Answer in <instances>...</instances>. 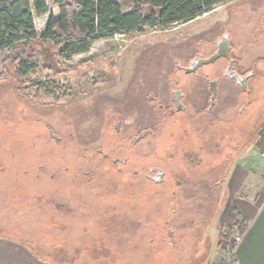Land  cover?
Segmentation results:
<instances>
[{
  "label": "rangeland",
  "instance_id": "rangeland-1",
  "mask_svg": "<svg viewBox=\"0 0 264 264\" xmlns=\"http://www.w3.org/2000/svg\"><path fill=\"white\" fill-rule=\"evenodd\" d=\"M120 3L124 11L134 7L131 0ZM53 10L37 18L41 34ZM229 12L239 23L241 12L245 22L260 19L261 26L264 0H230L188 23L118 35L75 57L58 75L42 70L43 64L56 67L51 49L35 47L42 57L35 60L39 68L24 79L16 76V65L4 63L9 53H0V235L54 264H124V253L142 248L160 250L149 264H227L236 218L221 231L217 219L211 220L223 192L198 186L173 195L172 183L120 187L98 149L109 150L115 139L139 129L161 131L157 123L164 113L150 103L149 91L165 88L172 56L186 55L189 40ZM238 22L232 26L236 42L242 39ZM244 48L251 57L253 50ZM257 50L250 60L263 77L257 87L263 98L264 42ZM223 97L226 101L228 94ZM198 99L193 94L191 104ZM118 115L119 134L112 127ZM257 115L260 138L245 144L246 152L264 146V105ZM177 130L165 128L164 137L149 138L139 150L147 148L151 162L159 161L176 140L167 133Z\"/></svg>",
  "mask_w": 264,
  "mask_h": 264
},
{
  "label": "flooded vegetation",
  "instance_id": "flooded-vegetation-1",
  "mask_svg": "<svg viewBox=\"0 0 264 264\" xmlns=\"http://www.w3.org/2000/svg\"><path fill=\"white\" fill-rule=\"evenodd\" d=\"M235 21L229 12L224 20L215 21L189 40L184 50L186 55L172 56L173 71L166 78L167 85L148 94L150 103L164 113L157 123L161 131L139 129L132 136L115 139L109 150L98 149L102 162L115 170L122 181L120 187L141 189L146 183L154 187L172 183L173 195L181 189L198 186L221 192L228 171L244 153L245 144L259 140L257 114L264 105V97H257V87L263 77L244 51L249 41L236 42L237 36L232 31ZM260 22L259 19L253 38L256 42L264 40V21L261 26ZM224 80L229 84L225 87L228 94L225 104L220 99ZM161 90L159 95L157 92ZM193 94L199 96L196 106L191 104ZM118 118L122 116L118 115L112 124L117 134L122 125ZM167 127L178 128L179 132L167 133L168 140L170 136L176 140L159 161L151 162L147 148L140 151L139 147L149 138L164 137ZM118 140L123 144L120 149Z\"/></svg>",
  "mask_w": 264,
  "mask_h": 264
},
{
  "label": "trees",
  "instance_id": "trees-1",
  "mask_svg": "<svg viewBox=\"0 0 264 264\" xmlns=\"http://www.w3.org/2000/svg\"><path fill=\"white\" fill-rule=\"evenodd\" d=\"M131 1L134 7L126 12L119 0H0V53H9L4 63L16 65V76L24 79L39 68L35 63L41 57L35 48L39 46L53 51L56 65L43 64L42 70L58 75L99 42L145 28L162 30L188 23L230 0ZM52 9L59 11V17L51 15L41 34L36 20Z\"/></svg>",
  "mask_w": 264,
  "mask_h": 264
},
{
  "label": "crops",
  "instance_id": "crops-1",
  "mask_svg": "<svg viewBox=\"0 0 264 264\" xmlns=\"http://www.w3.org/2000/svg\"><path fill=\"white\" fill-rule=\"evenodd\" d=\"M52 15L58 18L59 11L54 9ZM239 15L241 17L237 19H240V23L239 20L236 22L242 27L238 32L242 39L249 41L250 45L246 47L253 50L250 53V59L264 40L250 41L257 30V21L245 22V15L241 12ZM227 85H229L227 80L222 81L221 94L225 93ZM222 101L225 104L224 97ZM260 148L259 146L257 153L253 151L254 148H249L247 152L245 149L238 162L231 171H228L226 186L221 191L224 201L217 207L211 219H217L220 231L230 226L235 218L246 226L243 240L237 247L231 264H264V158L260 155ZM219 241L220 239L217 241V246ZM136 251L132 249L123 254L127 256L124 264H149L152 262L149 257L154 255L153 252L160 250L159 248L152 250L142 248L139 252ZM222 252L224 253L223 249ZM0 264L54 263L43 258L37 250L28 247L25 243L0 235Z\"/></svg>",
  "mask_w": 264,
  "mask_h": 264
},
{
  "label": "built area",
  "instance_id": "built-area-1",
  "mask_svg": "<svg viewBox=\"0 0 264 264\" xmlns=\"http://www.w3.org/2000/svg\"><path fill=\"white\" fill-rule=\"evenodd\" d=\"M260 155L264 158V146L260 148ZM246 226L243 224L242 221L239 219L235 220L234 222V229L236 230L234 236H232L228 242H227V247H226V253L228 257V263L231 264L234 255L236 253L237 247L240 245V243L243 240V235L245 231Z\"/></svg>",
  "mask_w": 264,
  "mask_h": 264
}]
</instances>
